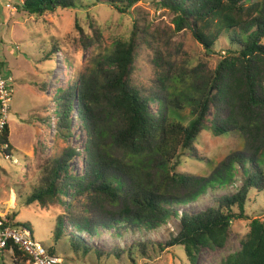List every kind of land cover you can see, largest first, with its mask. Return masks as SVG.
Here are the masks:
<instances>
[{"label": "trees", "instance_id": "obj_1", "mask_svg": "<svg viewBox=\"0 0 264 264\" xmlns=\"http://www.w3.org/2000/svg\"><path fill=\"white\" fill-rule=\"evenodd\" d=\"M107 1L113 5L116 1L127 2L126 8H129L134 0ZM156 3L173 15L174 32L189 31L206 50L214 49L225 36L233 47L226 52L222 50L224 55L216 66V75L200 87L192 86L191 78L187 80L181 75L173 76L170 84L161 80L166 91L162 99L145 93L133 82L139 31L134 24L129 38L115 41L104 55L113 69L109 77L94 83L89 76L82 77L79 73L67 89H56L52 115L59 128L69 130L68 111L73 110V103L78 104L76 108L81 112L86 136L82 151L84 171L72 172L67 163L75 155L74 151H64L54 158L50 168L44 169L41 180L32 186L23 204H37L41 210L57 213L58 219L52 229L55 245L70 237L67 240L77 258L92 252L102 259L106 250L100 252L101 247L91 242L100 235V228L125 225L124 231L138 226L154 229L174 216L178 231L167 245L181 246L188 263L196 264L201 249L224 247L231 224L249 219L250 193L264 190V147L258 158L251 152L256 133L264 129L259 116L264 112V94L256 88L264 72V0H156ZM78 4L79 0H20L15 8L17 13L42 17L58 10L74 9ZM32 41L29 44L39 46V60L47 66L53 65L57 55H65L60 39L45 40L34 36ZM146 45L154 49L151 41ZM63 63L71 73V60L64 56ZM2 68L0 62V72ZM226 79L233 85L227 84ZM211 88L217 99H225L233 111H237L239 119L233 117V123L220 126L206 125L208 109L213 106ZM66 91L69 94L67 103L60 97ZM153 103L157 105L156 111L150 107ZM93 110H99L101 117L96 119ZM208 128L216 135L239 134V153L247 151L251 155L247 158L236 156L222 167L218 160H210L206 164L212 172L210 177L178 172L176 165H182L181 151L190 150L198 135ZM58 133L63 131L58 129ZM9 145V128L5 125L0 135V152L10 155ZM114 148L120 151L119 158L113 156ZM253 151L256 154V148ZM112 169L116 172L109 173ZM238 175H241V186L216 199L212 206L195 213L184 209L176 211L178 205L187 207L208 188H224L240 180ZM181 186L190 189L182 197L175 191ZM89 194L99 196L116 209L109 214L111 222L95 224V234L90 235L87 207L83 204ZM100 201L92 199L90 204ZM74 202L83 206L82 221H75L79 218L72 210ZM67 215H72L79 227L74 222L66 223L64 217ZM5 220V225L24 228L23 223L16 220L15 213L7 215ZM46 248L50 254H55L53 248ZM7 256L14 264L32 263L30 256L13 243H9L1 259ZM217 264H264V222L251 219L240 249Z\"/></svg>", "mask_w": 264, "mask_h": 264}, {"label": "rangeland", "instance_id": "obj_2", "mask_svg": "<svg viewBox=\"0 0 264 264\" xmlns=\"http://www.w3.org/2000/svg\"><path fill=\"white\" fill-rule=\"evenodd\" d=\"M17 1L20 0H0L1 74L10 81L13 90L7 119L10 155L0 154V218L15 213L16 220L23 223L35 241L53 248L56 255L66 257L68 264H189L181 246L167 245L171 236L178 231V221L174 216L154 229L138 226L124 231L125 225L122 228H100V235L91 242L101 247L100 252L106 250L102 253V259L92 252L77 258L67 240L70 237L61 240L57 247L55 245L52 229L58 219L57 213L41 210L37 204L24 205L23 201L32 186L41 180L44 169L50 168L54 158L60 157L66 150L75 154L67 163L72 172L83 173L85 157L82 151L86 136L81 112L76 108L78 104L73 103V110L68 111L71 119L69 130L59 128L52 115L56 89H67L72 78L79 73L82 77L89 76L94 83L109 77L113 69L106 63L104 55L115 41L129 38L134 24L139 31L133 82L145 93L162 99L166 91L161 80L170 84L173 76L181 75L187 80L191 78L192 86L200 87L213 78L216 66L224 55L222 50L226 52L232 46L230 39L222 37L214 49L206 50L189 31L174 32L173 15L161 9L156 0H134L129 8H126L127 2L116 1L113 5L107 0H79L74 9L58 10L42 17L17 13ZM34 36L45 40L60 39L65 55H57L51 66L40 62L39 46L29 44ZM149 41L154 44L153 50L146 45ZM64 56L73 64L71 73L63 63ZM259 79L256 88L264 94V72ZM226 83L233 85L228 79ZM238 91L241 90L238 88ZM211 93L213 106L208 109L206 125L214 123L220 126L233 123V117L239 119L237 116L240 115L225 99H217L212 88ZM60 97L67 103L69 94L66 91ZM150 107L152 111L157 109L155 103ZM99 112L93 110L92 115L98 119L101 117ZM259 116L264 126V112ZM58 129L63 133L59 134ZM253 140L251 152L258 158L264 147V129H259ZM240 141L239 134L216 135L208 128L198 135L190 150L181 151L182 165H176L177 171L210 177L212 172L206 166L210 160H218L222 167L236 156L247 158L251 155L247 151L239 153ZM255 148L256 154L253 151ZM112 154L116 158L121 155L116 148ZM238 176L240 180L224 188H208L197 200L190 201L187 207L178 205L176 211L184 209L195 213L212 206L216 199L241 186V175ZM122 180L126 181L125 178ZM175 191L182 197L190 189L181 186ZM92 199L102 201L94 205L97 202L90 204ZM83 204L87 207L88 235L95 234V224H109V214L116 210L94 194H89ZM73 205L74 215L79 218L75 221H82L83 206L76 202ZM68 209L71 210V207ZM247 213L249 219L231 224L230 236L224 247L201 249L196 264H217L226 255L240 249L250 220L258 218L264 222V190L250 193ZM73 218L72 215L64 217L66 223L74 222L79 227ZM106 253L109 255L106 256ZM12 261L7 256L1 259L0 264H14Z\"/></svg>", "mask_w": 264, "mask_h": 264}, {"label": "built area", "instance_id": "obj_3", "mask_svg": "<svg viewBox=\"0 0 264 264\" xmlns=\"http://www.w3.org/2000/svg\"><path fill=\"white\" fill-rule=\"evenodd\" d=\"M12 91L10 81L0 72V135L4 126L7 125ZM4 222H6L5 218H0V260L6 248L9 247V243H13L30 256L31 264H68L63 256L50 254L47 248L35 241L25 228L5 225Z\"/></svg>", "mask_w": 264, "mask_h": 264}, {"label": "clouds", "instance_id": "obj_4", "mask_svg": "<svg viewBox=\"0 0 264 264\" xmlns=\"http://www.w3.org/2000/svg\"><path fill=\"white\" fill-rule=\"evenodd\" d=\"M56 255V254H55Z\"/></svg>", "mask_w": 264, "mask_h": 264}]
</instances>
